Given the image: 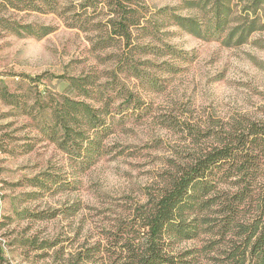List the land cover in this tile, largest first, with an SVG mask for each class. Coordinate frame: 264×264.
<instances>
[{"label":"rangeland","instance_id":"rangeland-1","mask_svg":"<svg viewBox=\"0 0 264 264\" xmlns=\"http://www.w3.org/2000/svg\"><path fill=\"white\" fill-rule=\"evenodd\" d=\"M59 1L72 3L74 27L64 15L11 14L0 6V246L9 264L63 262L106 242L167 172L209 148L216 134L245 116L264 120V28L227 46L174 24L172 8L189 14L179 0H141L146 27L139 34L154 35L175 52L135 49L130 65L113 75L119 51L97 44L100 29L93 26L106 22L107 11L98 15L92 0ZM15 20L55 29L43 36L17 33L6 27ZM87 75L97 77L90 98L70 79ZM121 87L133 91L134 100L128 102ZM66 96L94 105L110 98L111 109L121 111L104 139L110 153L85 170L79 151L61 148V130L54 132L53 110ZM208 237L176 241L170 249H197L186 257L191 264H220L217 247L203 250Z\"/></svg>","mask_w":264,"mask_h":264},{"label":"trees","instance_id":"trees-1","mask_svg":"<svg viewBox=\"0 0 264 264\" xmlns=\"http://www.w3.org/2000/svg\"><path fill=\"white\" fill-rule=\"evenodd\" d=\"M179 1L189 14H178L177 8H172L173 23L203 39L218 37L224 45H239L264 28V0ZM90 5L94 12L100 8L98 15L105 10L109 16L105 23L99 20L93 26L100 29L97 44L112 45L119 51L111 74L119 75L130 65L129 54L135 49L155 54L175 52L174 46L157 43L154 35L146 38L139 34L146 27L141 25L145 18L140 12L141 0H92ZM0 6L11 14L29 9L64 15L68 27L77 24L74 15H68L72 3L63 6L59 0H2ZM80 26L84 27L83 23ZM6 27L36 36L55 29L53 25L16 20ZM96 78L70 79L79 95L90 98ZM121 90L128 102L134 100L133 91ZM119 113L111 109L110 98L94 105L66 96L53 110L54 132L57 127L62 133L60 147L79 151L82 170L91 167L110 153L104 139L112 132ZM188 157L167 172L161 187L149 193L147 203L128 223L111 231L113 238L98 240L66 261L53 264H191L186 257L197 249L177 254L170 246L201 234H209L203 250L217 247L214 259L220 264H264V120L245 116L216 134V142L209 148ZM0 264H9L1 246Z\"/></svg>","mask_w":264,"mask_h":264}]
</instances>
